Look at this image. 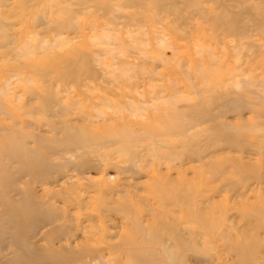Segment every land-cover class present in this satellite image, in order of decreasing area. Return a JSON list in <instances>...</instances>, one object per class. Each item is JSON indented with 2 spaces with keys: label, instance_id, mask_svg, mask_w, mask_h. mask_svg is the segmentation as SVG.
<instances>
[{
  "label": "rangeland",
  "instance_id": "obj_1",
  "mask_svg": "<svg viewBox=\"0 0 264 264\" xmlns=\"http://www.w3.org/2000/svg\"><path fill=\"white\" fill-rule=\"evenodd\" d=\"M100 96L192 126L88 170ZM0 264H264V0H0Z\"/></svg>",
  "mask_w": 264,
  "mask_h": 264
},
{
  "label": "bare ground",
  "instance_id": "obj_2",
  "mask_svg": "<svg viewBox=\"0 0 264 264\" xmlns=\"http://www.w3.org/2000/svg\"><path fill=\"white\" fill-rule=\"evenodd\" d=\"M84 59H87L86 55H82ZM120 62H122V59H120ZM119 62V63H120ZM67 64H72L69 66L74 67V81L77 84L82 85V79L79 77L78 74L75 72V64L74 62L67 61ZM114 65V64H113ZM111 65V66H113ZM86 85V84H85ZM87 86V85H86ZM121 87L122 85H117ZM128 87H132L131 84L128 85ZM137 86H134L133 89H136ZM74 88V91L77 93V95H80L77 91L76 85H72V89ZM116 90H113L112 93L114 94ZM116 95L120 96H128L126 91H119L115 93ZM164 98V96H155V98ZM154 98V97H153ZM97 102H93L90 100V104L92 103L93 105H101L111 107L114 111L113 114H108L107 113H102V112H92L90 111V104L88 105L85 100L82 102L81 100L76 104V106H72L69 102L67 105H65L64 112L62 113V127L67 129H72L74 125L71 123L73 119H82L83 121H88L87 123L90 125H94L95 123H98V120L100 121H109L106 119H113V123L115 124V131L105 132V129L110 127L109 124H99V125H94L91 131H94L96 133H101L99 137H97L98 145L103 146L105 145L107 148L112 146L113 144H122L123 150H126L128 152L127 155V160H122L120 163L115 162L113 164L112 162V156L111 154L108 153H103L97 156L99 159L98 161H95V163L91 164L89 166V169H98L99 171H108L111 167L116 168L118 172H121V175L125 174V172L128 170H132L134 168V165H137L141 160H145L146 158L142 155H137V148L132 149V146H146L150 145V143H154V141L159 140L161 138H167V137H172L176 134H186L189 128H191V120L186 121L184 124H171L167 123L166 125H163L159 117H153L151 121L145 122L138 120L134 116L138 117H143L145 114H143V111L145 110L144 106H138L136 102H127V101H111L109 99L103 98L102 96L96 98ZM164 101V99H161ZM155 101V100H154ZM159 101V100H158ZM75 103L73 102V105ZM73 108H77L78 111L75 112ZM71 111V112H70ZM80 111L85 112L80 113ZM70 112V113H69ZM75 114V116H74ZM85 115H88L86 117ZM191 116V115H190ZM93 118V119H91ZM159 121V122H158ZM133 122V123H132ZM219 131H223L222 127L220 126L218 128ZM54 132V130H53ZM161 137V138H159ZM146 139L150 140V143L146 144L147 141ZM94 141V140H93ZM141 142H144L142 144H139ZM95 145V144H94ZM113 147V146H112ZM122 148V147H121ZM113 152V151H112ZM108 158V159H106ZM156 158H160L159 155L156 156ZM160 163V162H156ZM78 165V166H77ZM76 166L79 168L77 169V172L80 173L81 170H84V166H79V164H76ZM106 173L104 174V177L100 180L93 181L92 183H89L86 185V187L80 188L85 191H90L96 190L100 192H105V191H112L114 188H116V184H113L112 182L116 180V177H113L111 175L107 176ZM164 176H167V174L161 175L159 178H162ZM91 182L90 180H87ZM112 183V184H111Z\"/></svg>",
  "mask_w": 264,
  "mask_h": 264
}]
</instances>
